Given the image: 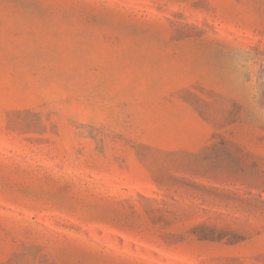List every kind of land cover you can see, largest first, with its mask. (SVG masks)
<instances>
[{
  "label": "rangeland",
  "instance_id": "374dc122",
  "mask_svg": "<svg viewBox=\"0 0 264 264\" xmlns=\"http://www.w3.org/2000/svg\"><path fill=\"white\" fill-rule=\"evenodd\" d=\"M0 264H264V0H0Z\"/></svg>",
  "mask_w": 264,
  "mask_h": 264
},
{
  "label": "trees",
  "instance_id": "16d2710c",
  "mask_svg": "<svg viewBox=\"0 0 264 264\" xmlns=\"http://www.w3.org/2000/svg\"><path fill=\"white\" fill-rule=\"evenodd\" d=\"M193 234L199 241L206 242H224L231 245L243 240L240 235L226 230H217L214 227L199 225L193 229Z\"/></svg>",
  "mask_w": 264,
  "mask_h": 264
}]
</instances>
